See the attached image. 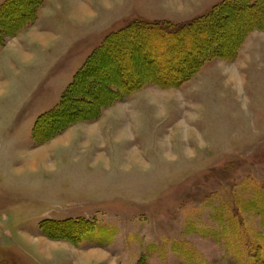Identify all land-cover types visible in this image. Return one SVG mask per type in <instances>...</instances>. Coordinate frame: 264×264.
Returning <instances> with one entry per match:
<instances>
[{
	"label": "rangeland",
	"instance_id": "obj_1",
	"mask_svg": "<svg viewBox=\"0 0 264 264\" xmlns=\"http://www.w3.org/2000/svg\"><path fill=\"white\" fill-rule=\"evenodd\" d=\"M224 1L43 0L33 23L7 38L0 264H250L254 248L264 251V28L243 31L253 23L244 14L224 21L227 38L240 33L236 47L177 87L167 82L193 63L166 66L199 49L201 33L186 36L192 47L156 29L110 47L112 59L100 54L90 69L98 96L120 74L134 91L95 120L33 141L37 118L108 35L135 20L187 24Z\"/></svg>",
	"mask_w": 264,
	"mask_h": 264
},
{
	"label": "trees",
	"instance_id": "obj_2",
	"mask_svg": "<svg viewBox=\"0 0 264 264\" xmlns=\"http://www.w3.org/2000/svg\"><path fill=\"white\" fill-rule=\"evenodd\" d=\"M42 3L43 0H6L0 6V47L5 44L7 38L14 37L20 30L33 23L36 18V12ZM262 4L264 6V0H227L217 5L207 15L180 26L169 22L147 23L140 20L128 23L120 30L105 38L102 45L89 56L83 67L76 72L72 82L62 94L60 103L51 111L37 118L33 127V141L36 144L43 143L73 123L82 122V120H95L107 105L122 100V97H126L134 91V84H132L130 78L126 74H120L117 78L119 85L105 83L106 90L109 93L104 96H98L100 91L97 88L95 89L94 85L100 84V82L93 74L96 72L97 77L100 74L97 70L98 68L93 69V73L90 72V69L96 60V56L100 54L103 56L104 61L105 59H112L107 54L110 47L123 51L124 46L128 44L132 46V41L127 37H133L134 34L146 37V32L143 31H151L154 29L161 36L180 39L181 48L186 46L192 47L193 41L186 36L190 35L193 38H197L199 33H201L202 40L199 49H193L192 53H186L184 61L181 59L176 64L170 63L166 66L167 70L169 69L171 71L179 69L181 64L187 66L193 63L188 68L179 69L177 75L179 77H176L174 81L167 82V85L170 84V86L174 85V87H177L180 83L187 80L208 57L213 55L214 57H224L221 51L223 47L225 49V45H227L225 53L230 52L233 46L236 47L241 38L239 37L240 33L230 38H227L224 33V25L226 24V20L229 19V16L234 17L244 14L243 16L248 21L253 20V23H246L242 26V28L244 27L243 31H247V28L251 29L253 27L264 28V25H255V23L258 24L260 19H263L261 14L263 13L262 15L264 16V10L263 12L259 10L260 18L259 16L255 18L253 14L258 11ZM124 38H127V40L123 41ZM141 55L142 60L152 62L153 58H149V55L146 56L145 53ZM186 59H188L187 62L189 64H185ZM104 74L102 73V76ZM95 92H97V95ZM89 104L93 106L90 110L87 109ZM260 249V246L253 249L252 256L248 257L250 264H264V256L262 257L260 253H264V251Z\"/></svg>",
	"mask_w": 264,
	"mask_h": 264
},
{
	"label": "crops",
	"instance_id": "obj_3",
	"mask_svg": "<svg viewBox=\"0 0 264 264\" xmlns=\"http://www.w3.org/2000/svg\"><path fill=\"white\" fill-rule=\"evenodd\" d=\"M85 9V8H84ZM87 11V10H86Z\"/></svg>",
	"mask_w": 264,
	"mask_h": 264
},
{
	"label": "bare ground",
	"instance_id": "obj_4",
	"mask_svg": "<svg viewBox=\"0 0 264 264\" xmlns=\"http://www.w3.org/2000/svg\"><path fill=\"white\" fill-rule=\"evenodd\" d=\"M244 28V27H243Z\"/></svg>",
	"mask_w": 264,
	"mask_h": 264
}]
</instances>
